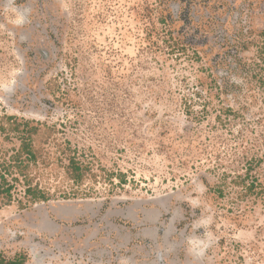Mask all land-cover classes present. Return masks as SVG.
Segmentation results:
<instances>
[{
  "label": "rangeland",
  "instance_id": "rangeland-1",
  "mask_svg": "<svg viewBox=\"0 0 264 264\" xmlns=\"http://www.w3.org/2000/svg\"><path fill=\"white\" fill-rule=\"evenodd\" d=\"M1 186L0 264H264V0H0Z\"/></svg>",
  "mask_w": 264,
  "mask_h": 264
},
{
  "label": "trees",
  "instance_id": "trees-1",
  "mask_svg": "<svg viewBox=\"0 0 264 264\" xmlns=\"http://www.w3.org/2000/svg\"><path fill=\"white\" fill-rule=\"evenodd\" d=\"M1 179L3 180V185L4 184H6V180H5V178L2 176L1 177ZM3 186H1V188H0V191H1V189H4V188H2ZM3 191H5L6 193H9L10 192V188H7L6 190H3ZM28 191H30V190H28ZM7 264H17V263H13V262H10V263H7Z\"/></svg>",
  "mask_w": 264,
  "mask_h": 264
}]
</instances>
